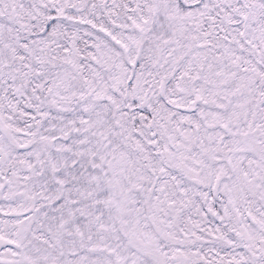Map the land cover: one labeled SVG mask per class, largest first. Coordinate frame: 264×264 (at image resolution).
<instances>
[{
  "label": "snow or ice",
  "instance_id": "snow-or-ice-1",
  "mask_svg": "<svg viewBox=\"0 0 264 264\" xmlns=\"http://www.w3.org/2000/svg\"><path fill=\"white\" fill-rule=\"evenodd\" d=\"M0 264H264V0H0Z\"/></svg>",
  "mask_w": 264,
  "mask_h": 264
}]
</instances>
